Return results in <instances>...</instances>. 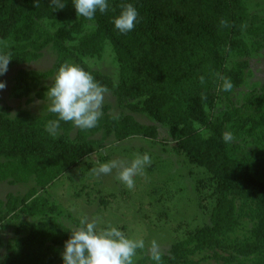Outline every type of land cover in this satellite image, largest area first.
I'll use <instances>...</instances> for the list:
<instances>
[{
  "label": "trees",
  "instance_id": "obj_1",
  "mask_svg": "<svg viewBox=\"0 0 264 264\" xmlns=\"http://www.w3.org/2000/svg\"><path fill=\"white\" fill-rule=\"evenodd\" d=\"M240 2L109 0V10L97 12L95 20L88 21L77 16L72 0H0V55L11 57L9 66L36 61L46 48L56 55L47 73L16 72L10 87L13 98H28L38 90L40 78H51L61 65L74 63L91 73L122 109L118 116L102 114L98 124L101 139L71 138L67 130L73 128L72 122L59 124V128L67 126L65 133L52 136L43 132L44 123L36 124L25 112L19 111L13 118L0 114V185L31 184L23 197L8 193L0 200V226L22 215L32 218L19 219L13 240L0 238L4 264H54L71 230L57 223L54 214L60 209L48 186L111 137L117 141L131 136L156 138V124L168 125L169 136L176 141L175 154L206 172L207 178L197 181L195 187L199 195L206 191L204 200L211 199L214 205L207 211V223L187 232L158 262L150 264H193L190 256L208 252L222 264H234L230 256L216 251L225 252L224 239L238 225V198L258 206L255 215H250V220H256L249 230L251 242L236 244L238 252L244 258L255 255L251 264H264V150L239 155L238 145L224 142L226 126L239 110L224 118L213 115L214 99L232 105L230 96L244 81L245 63L226 68L222 62L226 48L227 52L240 51L235 39L244 17ZM128 3L137 9L138 22L131 32L121 34L112 18ZM106 45L118 67L116 82L86 64L101 61ZM226 80L232 84L227 91ZM41 96L38 92L37 97ZM132 114H143L151 124L141 125ZM236 129L238 141L256 137L264 129V121L243 119Z\"/></svg>",
  "mask_w": 264,
  "mask_h": 264
},
{
  "label": "rangeland",
  "instance_id": "obj_2",
  "mask_svg": "<svg viewBox=\"0 0 264 264\" xmlns=\"http://www.w3.org/2000/svg\"><path fill=\"white\" fill-rule=\"evenodd\" d=\"M240 5L242 8L240 12H244V17L239 36L235 38L239 41L240 51L227 52L226 48L222 62L226 68H232L239 62L245 63L244 81L230 96L232 105L225 100L217 101L218 97L214 99L216 102L213 115L224 118L232 110H239L237 117L226 126L225 132H230L236 139L228 145H238L240 148L238 154L248 155L254 150H264V139H260L264 136V129L258 136L243 138L240 141L235 136L238 121L239 124L243 119L264 121V0H241ZM75 41L74 39L76 54L80 55ZM241 51H245L244 56L240 55ZM55 57L54 51L46 48L36 61L8 67L7 73L0 77V81L6 84V87L0 90V114L4 112L7 117L13 118L17 112L22 111L36 124L44 123L41 125L43 132L52 136L65 133L67 126L64 124V127L58 128L55 133H49L46 128L48 121L57 119L48 111L47 97V89L55 74L48 79L40 78L38 90L33 91L28 98L15 99L11 96L10 90L11 79L19 69L44 74L52 69ZM86 64L91 71L96 69L116 80L118 67L108 45L105 46L101 61L90 60ZM38 92L43 96L38 98ZM101 111L102 114L108 112L109 116H118L122 109L118 106L116 98L106 93ZM123 112L129 113L127 109ZM132 115L141 125L151 124L143 114ZM61 123L63 121L59 124ZM98 124L99 121L96 127L87 129L84 133L73 124V128L67 132L71 138L84 139L86 136L88 139H101L102 131ZM156 126H158L156 138L131 136L120 141L113 137L109 138L105 141V146L90 151L80 164L47 188L53 202L60 209L54 214L57 223L71 231L80 227L83 219L95 223L98 231L115 226L130 239H142L145 247L137 250L133 264H150L153 260L151 252L153 243L158 246L160 255L164 254L173 244L184 239L187 232L207 223L209 217L207 211L214 205L211 199L204 200L206 191H201L202 194L199 195L195 187L197 181L207 178L206 172L189 165L183 156L174 153L172 148L176 141L170 138L168 125ZM143 155L149 156L151 163L133 177L132 188H128L119 180L118 168L113 169L111 174H97L99 166L104 163L115 161L130 164L138 156ZM30 187L31 184L13 186L1 184L0 200H4L8 193L23 197ZM236 207L239 213L238 225L233 233L224 239L225 252L218 249L216 253L225 257L230 256L234 264H251L255 255L242 257L236 244L242 246L251 242L249 230L255 226L256 220H250V215L251 213L255 215L258 206L252 200L238 198ZM19 219L30 221L32 218L22 215L16 220H7L0 226V238L3 242L16 237L15 226L18 228ZM63 249L64 247L61 248L60 256L54 264H63ZM260 253L263 254L261 250ZM189 259L193 264H222V261L211 252L196 257L190 256Z\"/></svg>",
  "mask_w": 264,
  "mask_h": 264
},
{
  "label": "clouds",
  "instance_id": "obj_3",
  "mask_svg": "<svg viewBox=\"0 0 264 264\" xmlns=\"http://www.w3.org/2000/svg\"><path fill=\"white\" fill-rule=\"evenodd\" d=\"M56 2V0H54ZM77 16L94 21L97 12L104 14L109 10V0H72ZM64 7L61 5L60 8ZM139 13L131 4L122 6L120 13L112 18L114 28L121 34L131 32L138 22ZM11 57L0 55V77L8 71ZM6 87L0 81V90ZM230 81H225L224 90L231 89ZM103 88L88 71L74 63L61 65L47 89L48 111L57 116L56 120L48 121L46 128L55 133L60 121L72 122L81 129H92L102 116V105L106 94ZM234 139L230 132H225V143ZM151 163L147 155L138 156L130 164L125 162H109L99 166L97 174H111L119 169V180L128 188L134 186L133 177ZM81 226L73 229L64 244L62 253L63 264H133V257L138 249H143L142 239H130L119 228L108 226L98 231L95 223L81 220ZM152 259L161 258L158 246L152 245ZM0 264H4L0 257Z\"/></svg>",
  "mask_w": 264,
  "mask_h": 264
}]
</instances>
